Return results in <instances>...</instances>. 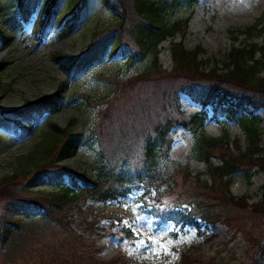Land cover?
Listing matches in <instances>:
<instances>
[{
  "label": "trees",
  "instance_id": "16d2710c",
  "mask_svg": "<svg viewBox=\"0 0 264 264\" xmlns=\"http://www.w3.org/2000/svg\"><path fill=\"white\" fill-rule=\"evenodd\" d=\"M88 1L76 2L71 10L75 20L79 19ZM26 2L27 0H18L20 17L24 22L28 21L30 14ZM60 2L61 0H49L46 8L48 18ZM199 2L200 0H105V5L118 18L119 26L104 33L78 56L54 53V62L71 79L78 72L104 62L111 46L115 47L114 56L130 58L131 62L152 58L156 73L118 81L116 98L98 105L106 107L99 112V121L91 133V137L97 139L101 146L100 162L91 169L92 176L87 170L74 168L70 162L82 143V135L73 130L71 124L62 127L53 123L51 127L55 136L54 143L23 156L33 166V171L24 170L0 179V252L5 250L13 236L22 229L20 220L9 218L11 212L27 219L39 218L45 226L62 233L64 238L73 233L71 238L81 244L86 233L97 234L101 231L122 240L135 241L136 237L131 229L116 230L121 218L95 206L124 199L143 190L145 207H151L146 214L152 217L154 233H158L164 225L173 223V240H177L186 228L193 227L200 237L209 242L218 235L217 225H222L235 231V234L245 235L249 252L251 251L247 264H264V234L262 237L258 234V237L251 231L256 229L255 225L263 226L257 222L264 221V186L262 200L255 204H250L246 198H235L230 193L233 175L243 173L249 180L254 171L264 173L262 121L256 115L264 109V45L255 42L264 36V12L257 22L238 32V35L244 36L250 43L232 46L223 59L203 60L200 58L205 54L202 47L189 50L184 45ZM183 6L191 9L190 15L168 23L167 11ZM46 22L47 20L41 22L38 33ZM73 29L74 25L69 24L64 34H71ZM15 39L9 31L0 30V46L9 49L14 46ZM233 40H238V36L233 37ZM167 41L171 45L173 60V70L170 72L161 70L159 65L161 47ZM4 65L6 63L3 60L0 70ZM159 84H163V89L158 96H154L159 99L156 101L157 119L144 123L145 128L139 130L141 133L134 131L133 127L126 131L122 127L126 121L123 123L120 117L114 118L120 98L137 87L156 89ZM9 88L3 89L4 94L11 90ZM181 94L201 105L202 110L189 118L184 116L180 103ZM84 98L88 102L91 100L89 96ZM65 102L66 97L55 91L36 102L26 101L23 106L11 112L0 108V128L14 131L18 138L27 140L32 136L35 126L46 116L61 113ZM209 111L213 113V121L226 118L240 127L245 136V151L238 147L239 154H234L226 133L220 138L205 134ZM10 113L20 120L8 119L6 115ZM23 121L26 126H23ZM128 123L133 124L131 120ZM176 126L193 134L195 144L191 158L207 166L205 174L193 175L188 167L169 174L158 167L162 155H169L173 142L170 133ZM117 130L119 133L116 137L114 133ZM143 131L147 133L143 134ZM214 160H220L221 164H215ZM30 174L33 175L32 179L19 181ZM177 175L182 176L181 183L176 178ZM204 175L207 176L205 180L202 179ZM45 177L54 187L53 191L44 193L29 189L28 186H33L35 180ZM179 183L185 188L182 192L177 189ZM12 184L17 187L23 185L17 188L11 187ZM164 186L166 187L162 191ZM165 195L170 197L169 204L162 201ZM146 199L151 204L146 203ZM104 220L108 222L107 227L103 224ZM206 226H211L215 233L206 236L202 230ZM197 251L196 247L183 251L179 264L195 263L197 259L194 254ZM75 257H80L77 259L79 264L84 263L83 256ZM62 261L70 264L65 257ZM114 263L116 262L108 264ZM44 264L53 263L45 261Z\"/></svg>",
  "mask_w": 264,
  "mask_h": 264
},
{
  "label": "rangeland",
  "instance_id": "374dc122",
  "mask_svg": "<svg viewBox=\"0 0 264 264\" xmlns=\"http://www.w3.org/2000/svg\"><path fill=\"white\" fill-rule=\"evenodd\" d=\"M77 1L61 0L48 18L46 8L49 0H27L26 7L30 14L28 21L24 22L20 17L18 0H0V30L9 31L16 37L14 46L9 49L0 46V64L3 60L6 63L0 70V108L11 112L23 106L26 101L36 102L55 91L66 97L63 111L57 115L46 116L35 126L32 136L27 140L18 138L14 131L0 128V179L24 170L33 171V166L29 165L23 156L54 143L55 136L51 127L53 123L62 127L71 124L72 129L82 135V143L70 162L74 168L87 170L92 176L91 169L100 162L101 146L97 139L91 137V133L99 121V112L106 107L98 105L116 98L115 89L118 81L136 75L156 73L152 58L131 62L130 58L129 60L114 56L115 47L111 46L104 62L78 72L73 79L69 78L54 62L52 57L54 53L78 56L104 33L119 26L118 18L105 5V0H89L79 19L75 20L71 10ZM191 12L186 6L169 10L166 13V21L172 23L187 18ZM263 12L264 0H200L190 22L184 45L189 50L202 47L205 54L200 58L203 60L223 59L232 46L250 43L244 36L238 35V32L257 22ZM45 20H47L45 28L38 33L39 25ZM69 24L74 25V31L65 35ZM235 36H238L236 41L233 40ZM179 40L180 38L177 39ZM255 42L264 45V36ZM170 46V42H165L159 57L160 69L167 72L173 70ZM262 59L264 61V58ZM262 76L264 77V72ZM8 86L11 90L4 94L3 89ZM161 86L163 84L157 85L156 89L140 86L120 98L114 118L120 117L123 123L126 121L122 124L126 131L127 128L133 127L134 131L141 133V129L145 128L144 123L157 119L156 101L159 99L154 96L161 92L163 89ZM84 96L90 97L91 104ZM180 103L184 116L188 118L201 110L198 104L183 94L180 95ZM256 115L262 121L261 137L264 147V109ZM212 116L210 113L209 117ZM6 117L13 121L20 120L13 113L7 114ZM129 120L133 124L128 123ZM22 124L27 125L24 121ZM204 131L207 136L213 138H220L226 133L234 154H239L238 147L241 151L246 150L245 136L240 127L224 118L219 122L207 121ZM118 133L117 130L114 135L117 137ZM144 133L147 131H143ZM170 137L173 141L171 150L168 157L162 155L158 167L169 174L182 167H188L193 175L205 174L207 166L191 158L195 144L193 134L175 127ZM214 163L221 164V161L214 160ZM32 178L33 175L30 174L19 181L25 182ZM176 178L182 182L181 175H177ZM202 179H207V176L204 175ZM33 183V186L28 187L34 191L49 193L54 190L46 177ZM180 183L177 189L182 192L185 188ZM263 186L264 173L254 171L249 180L243 173H237L232 177L230 193L235 198H246L250 204H255L262 200ZM11 187L17 186L12 184ZM142 195L143 190L134 192L127 198L95 206L121 218L122 221L116 226V230L131 229L136 237L132 242L101 231L97 234L86 233L81 244L71 238L73 233L64 238L62 233L45 226L39 218L27 219L16 212H11L9 218L20 220L22 229L13 236L5 250L0 252V264H44L45 261L65 264L62 261L64 257L70 264H79L77 259L80 257L76 258L75 255L83 256L85 259L83 264H108L114 261L116 262L114 264H179L180 254L190 247L198 249L194 254L197 261L193 264L248 263L251 251L249 252L245 235L235 234V231L222 225H217L218 235L209 242L200 237L194 228H187L177 240H173L172 223L154 233L152 218L146 214L151 207L149 205L145 207ZM145 201L151 204L148 199ZM162 201L169 204L170 197L165 195ZM241 214L240 217L243 216V213ZM107 223L106 220L103 221L106 227ZM261 223L263 226L255 225L256 229L251 230L258 237L264 234L262 233L264 221L257 222ZM202 230L206 236L215 233L211 226L203 227ZM259 231L262 234L258 233ZM119 235L121 236V233ZM146 244H150V247H145Z\"/></svg>",
  "mask_w": 264,
  "mask_h": 264
},
{
  "label": "snow or ice",
  "instance_id": "6c2138e0",
  "mask_svg": "<svg viewBox=\"0 0 264 264\" xmlns=\"http://www.w3.org/2000/svg\"><path fill=\"white\" fill-rule=\"evenodd\" d=\"M145 247H150V244H146ZM153 254H155V253H153Z\"/></svg>",
  "mask_w": 264,
  "mask_h": 264
}]
</instances>
